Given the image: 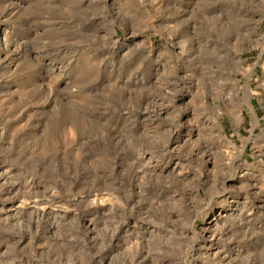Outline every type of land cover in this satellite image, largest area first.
Returning <instances> with one entry per match:
<instances>
[{"label": "rangeland", "instance_id": "obj_1", "mask_svg": "<svg viewBox=\"0 0 264 264\" xmlns=\"http://www.w3.org/2000/svg\"><path fill=\"white\" fill-rule=\"evenodd\" d=\"M0 264H264V0H0Z\"/></svg>", "mask_w": 264, "mask_h": 264}]
</instances>
